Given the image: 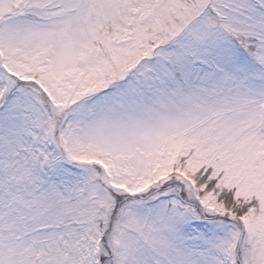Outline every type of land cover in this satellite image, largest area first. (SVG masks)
Instances as JSON below:
<instances>
[{
	"label": "snow or ice",
	"instance_id": "6c2138e0",
	"mask_svg": "<svg viewBox=\"0 0 264 264\" xmlns=\"http://www.w3.org/2000/svg\"><path fill=\"white\" fill-rule=\"evenodd\" d=\"M0 264H264V0H0Z\"/></svg>",
	"mask_w": 264,
	"mask_h": 264
}]
</instances>
